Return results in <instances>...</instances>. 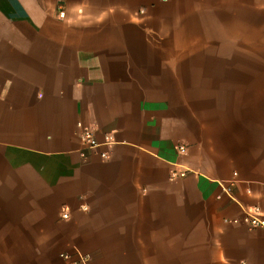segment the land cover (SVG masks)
Returning a JSON list of instances; mask_svg holds the SVG:
<instances>
[{
	"label": "crops",
	"instance_id": "obj_1",
	"mask_svg": "<svg viewBox=\"0 0 264 264\" xmlns=\"http://www.w3.org/2000/svg\"><path fill=\"white\" fill-rule=\"evenodd\" d=\"M255 206L264 0H0V264H264Z\"/></svg>",
	"mask_w": 264,
	"mask_h": 264
},
{
	"label": "built area",
	"instance_id": "obj_2",
	"mask_svg": "<svg viewBox=\"0 0 264 264\" xmlns=\"http://www.w3.org/2000/svg\"><path fill=\"white\" fill-rule=\"evenodd\" d=\"M59 16H64V11L61 10L59 12ZM79 139L82 144V150L80 151V155L83 159H86L88 156V152L96 151L101 147H109L114 143V139L111 135L106 134L102 142H99L95 136V133L92 129L81 127L79 133ZM179 152H184V145L178 146ZM99 156L102 159H107L109 154L107 151H101ZM188 171H172L171 177H183L187 174ZM83 209H86L83 207ZM68 214L63 213V218H67ZM229 223L234 224H242L245 225L249 229L262 228L264 229V211H262L259 207H250L243 210V215L240 218H233L226 220ZM61 258L66 262V264H89V257L78 251L74 253H62Z\"/></svg>",
	"mask_w": 264,
	"mask_h": 264
}]
</instances>
